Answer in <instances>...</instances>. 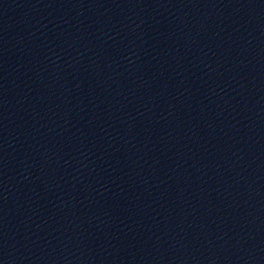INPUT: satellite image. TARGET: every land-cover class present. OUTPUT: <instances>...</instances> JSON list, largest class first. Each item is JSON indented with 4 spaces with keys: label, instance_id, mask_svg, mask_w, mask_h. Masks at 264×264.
I'll use <instances>...</instances> for the list:
<instances>
[{
    "label": "water",
    "instance_id": "water-1",
    "mask_svg": "<svg viewBox=\"0 0 264 264\" xmlns=\"http://www.w3.org/2000/svg\"><path fill=\"white\" fill-rule=\"evenodd\" d=\"M0 264H264V0H0Z\"/></svg>",
    "mask_w": 264,
    "mask_h": 264
}]
</instances>
